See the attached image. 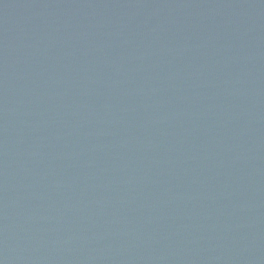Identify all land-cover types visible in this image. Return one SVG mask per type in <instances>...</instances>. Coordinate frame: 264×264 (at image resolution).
Instances as JSON below:
<instances>
[{
  "label": "water",
  "instance_id": "water-1",
  "mask_svg": "<svg viewBox=\"0 0 264 264\" xmlns=\"http://www.w3.org/2000/svg\"><path fill=\"white\" fill-rule=\"evenodd\" d=\"M0 264H264V0H0Z\"/></svg>",
  "mask_w": 264,
  "mask_h": 264
}]
</instances>
